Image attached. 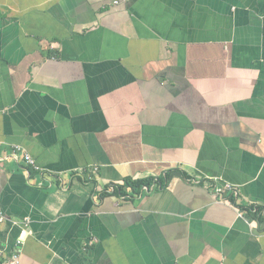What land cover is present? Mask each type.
<instances>
[{
  "label": "crops",
  "instance_id": "1",
  "mask_svg": "<svg viewBox=\"0 0 264 264\" xmlns=\"http://www.w3.org/2000/svg\"><path fill=\"white\" fill-rule=\"evenodd\" d=\"M0 157V264H264V0H0Z\"/></svg>",
  "mask_w": 264,
  "mask_h": 264
},
{
  "label": "built area",
  "instance_id": "2",
  "mask_svg": "<svg viewBox=\"0 0 264 264\" xmlns=\"http://www.w3.org/2000/svg\"><path fill=\"white\" fill-rule=\"evenodd\" d=\"M21 150V146H15L14 151H13V156L17 159L18 158V153ZM1 159V157H0ZM3 159V158H2ZM25 161L30 163L32 167L35 168H39V165L37 164V161L29 154L26 153L25 157H24ZM98 170V167L96 166L95 168H93L91 170V172H89V174L91 176H94V172H96ZM144 189L149 190V187L144 186ZM228 190H233V192L235 193V195L237 196L238 192L236 190V187L229 183V182H217L214 191L223 196ZM240 215L243 214L242 211L239 212ZM6 219L5 213L2 210V208L0 207V221H3ZM25 236H20L19 239L17 240V245L18 247L16 248V250L12 253V257L9 261L7 262H3L2 264H20V254L22 252V250L19 248V245L23 244L25 242Z\"/></svg>",
  "mask_w": 264,
  "mask_h": 264
},
{
  "label": "trees",
  "instance_id": "3",
  "mask_svg": "<svg viewBox=\"0 0 264 264\" xmlns=\"http://www.w3.org/2000/svg\"><path fill=\"white\" fill-rule=\"evenodd\" d=\"M165 175H168L170 177L171 172L165 173ZM155 182V178H145V179H126L125 183L123 185H119L116 190L115 194L117 195H128L129 192L128 190L131 189L130 191L132 194H140L142 191L143 185H148L151 186ZM232 201V200H231ZM253 206H249L246 208L245 212L248 216L251 218H256L260 220V222H264V207L263 206H258L257 211H253Z\"/></svg>",
  "mask_w": 264,
  "mask_h": 264
},
{
  "label": "bare ground",
  "instance_id": "4",
  "mask_svg": "<svg viewBox=\"0 0 264 264\" xmlns=\"http://www.w3.org/2000/svg\"><path fill=\"white\" fill-rule=\"evenodd\" d=\"M155 183H156V182H155ZM153 185L155 186L154 183H153L151 186L145 185V186L149 187V190H147V191H152V190H154L155 187H154ZM220 196H221V195H220ZM224 196H225V194L223 195V197H224ZM258 206H259V205H254V206H253V207H254V208H253V211H254V212L257 211V207H258ZM242 216L246 217V212H245V211L243 212Z\"/></svg>",
  "mask_w": 264,
  "mask_h": 264
}]
</instances>
